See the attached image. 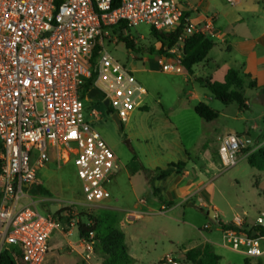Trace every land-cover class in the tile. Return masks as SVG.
I'll use <instances>...</instances> for the list:
<instances>
[{
    "label": "built area",
    "instance_id": "1",
    "mask_svg": "<svg viewBox=\"0 0 264 264\" xmlns=\"http://www.w3.org/2000/svg\"><path fill=\"white\" fill-rule=\"evenodd\" d=\"M186 0H0V256L13 264H45L59 225L33 203L41 186L38 169L52 157L75 159L86 205L111 198L108 185L119 169L107 141L85 121L81 91L92 80L122 124L142 106L146 91L133 71L106 50L114 31L147 24L159 32L182 34L161 60L166 73L182 74L186 42L195 35L220 39L216 17L185 21ZM236 6L245 0H225ZM99 51L94 61L95 53ZM106 106V105H105ZM91 116L100 119L97 111ZM244 141L237 134L221 139L219 155L226 169L239 163ZM223 229L227 247L247 257L264 255V212L255 223L237 215ZM208 225L205 230H210ZM256 232V236L253 233ZM95 234L82 242L86 260L95 257ZM164 264H181L167 255Z\"/></svg>",
    "mask_w": 264,
    "mask_h": 264
},
{
    "label": "rangeland",
    "instance_id": "2",
    "mask_svg": "<svg viewBox=\"0 0 264 264\" xmlns=\"http://www.w3.org/2000/svg\"><path fill=\"white\" fill-rule=\"evenodd\" d=\"M183 7L185 8L184 5ZM190 7L198 11L194 18L217 16V26L222 29H226L236 17L233 6L225 0H190ZM153 30L152 26L141 24L127 28L125 32H114V38L106 48L113 58L133 71L136 81L146 91L142 106L133 112L120 130L113 120L111 109L104 105V96L100 94L96 98L89 97V90L85 86L81 91L85 104V121L111 146L118 164L120 161L126 165L138 161L146 167L167 169L171 163L189 160L187 166L190 169L204 171L208 167L200 159H205L206 152L209 151L208 161L212 167L208 168L207 175L224 195V198L223 195L222 198L218 196L222 209L218 220L232 222L238 214L250 221H256L260 215L258 190L264 179V171L260 170V166H264V120L255 121L260 129L253 135L254 115L249 111H241L239 114L237 104L225 106L197 81L198 76L204 77L202 70L207 65H211V68L221 66L224 71L226 63L232 61L230 55L224 47L217 45L208 59L197 65L198 76L190 83L186 80L187 70L182 74L166 73L158 66L166 58L167 48L163 49L166 54L158 53L162 45L155 39ZM121 37L134 41L138 52L128 49ZM211 40L216 44L220 42V39ZM152 49L156 52H152ZM208 73L211 72H205ZM216 79L220 81L221 78L216 76ZM201 103L219 111V118L206 121L199 117L195 107ZM92 111L100 114L99 120L91 116ZM231 131H236L234 134L243 139L244 145L239 154L238 165L226 169L221 162L219 146L222 137ZM247 135L254 136L252 145L247 143ZM251 157H254V168L249 165ZM37 177L41 186L50 192V196L32 198V201L37 204L41 213L51 214L59 225L50 241V252L45 264H103L99 243L96 245L95 257L86 260L87 249L83 247L84 240L80 237L78 225L80 220L89 222L85 215L98 218L103 224L107 221L110 223L111 212L104 209V204H85L83 184L78 177L75 159L60 162L52 157L45 168L38 169ZM115 194L120 196L121 192L116 191ZM58 212L63 213L55 215ZM188 212V225L183 226L177 221L180 213L170 222L175 242H185L183 248L177 244L165 243L166 246H171V255L177 257L181 264H189L185 259L187 253L181 255V251L201 239L197 227L204 222V217L198 212ZM210 224L213 231H216V222ZM214 238L223 245L218 248L221 264H257L261 260L260 257H247L234 252L224 244L220 234ZM189 241L193 244L188 243ZM161 252V247L156 249L151 254V261L145 264H151Z\"/></svg>",
    "mask_w": 264,
    "mask_h": 264
},
{
    "label": "crops",
    "instance_id": "3",
    "mask_svg": "<svg viewBox=\"0 0 264 264\" xmlns=\"http://www.w3.org/2000/svg\"><path fill=\"white\" fill-rule=\"evenodd\" d=\"M184 6L186 12L190 14L189 17L194 22H204L209 18L202 16L194 18L195 12L198 13V11L196 8L190 7V0H186ZM186 6L189 7L187 8ZM233 12L236 13V17L226 29L217 26L221 33L220 42L217 45L220 44L226 49L232 61L226 63L224 71L221 66L216 65L214 68H211V65L205 66L202 70L204 77L198 76L196 66L193 69V74L187 71L186 80L191 83L198 76V79L210 77L213 81L224 82L231 69L240 70L242 73L250 75L251 79H247L245 83L244 95L247 99L248 111L254 115L252 134L256 135L260 127L255 121L258 119L264 120V0H245L243 3L233 6ZM214 17H216L217 24L218 17ZM160 63L161 61L158 66L161 68ZM208 70L211 73L205 74ZM216 76H220V81L216 79ZM251 80L257 83L254 89L249 88ZM201 87L207 89L203 85ZM195 97L197 98V95ZM238 113H241L240 108ZM231 133H236V131L228 132L224 136ZM245 139L248 144L252 145L254 142V136L252 135H247ZM186 155L188 156L187 152ZM209 156L210 153L207 151L205 159H200L202 163H206L205 166L208 168L212 167L211 162L208 161ZM142 166L149 171L161 169L152 166L146 167L138 161H133L129 165L120 161L119 169L108 185L111 198L100 203L104 204L105 210L118 217V225L126 235L129 255L134 263L145 264V262L151 261V254L161 247L162 252L156 260L153 259L151 262V264H161L167 255L173 254L170 251L171 246H166L165 243L170 245L177 244L178 247L183 248L182 246H184L185 242H175L170 222L175 219L177 213H180L177 221L183 226L188 225L189 223L186 219L188 211H196L204 217V222L197 227L201 239L194 245L183 249L181 255L186 254L190 250L204 249L207 245H211L214 253L220 259L219 264H221L222 258L219 255L218 248L223 245L214 236L220 234L223 238V227L220 223L228 225L231 222L218 220L219 214L222 213L218 203V196L222 198L223 194L218 191L214 181L211 182L209 180L207 175L209 172L208 168L204 171L203 169L196 171L187 166L188 169L186 168L182 173L173 174L167 180L155 181L153 184V181L143 173ZM259 188V214H261L264 212V179ZM116 191H120L121 195H116ZM154 192H160L159 196L166 202H175L176 205L167 207L154 196ZM34 198L37 197L34 196ZM26 203L37 205L32 200H26ZM191 205L196 207H191ZM211 210L216 212V221L210 218ZM207 213H209V217ZM247 220L249 223H255V221H250L248 218ZM210 222H216V231H213V226ZM208 225L211 229L205 230ZM190 242L192 241L188 243ZM260 259L257 264H264V255Z\"/></svg>",
    "mask_w": 264,
    "mask_h": 264
},
{
    "label": "trees",
    "instance_id": "4",
    "mask_svg": "<svg viewBox=\"0 0 264 264\" xmlns=\"http://www.w3.org/2000/svg\"><path fill=\"white\" fill-rule=\"evenodd\" d=\"M190 14L185 12L184 21L189 18ZM119 31L115 29L114 32ZM181 29L176 32H159L153 30V35L155 39L162 45V49L158 51L160 55L165 53L163 51L164 47L172 49L178 43L179 37L181 36ZM121 41L125 42L127 48L135 51V43L126 37H121ZM217 44L211 39L204 36L195 35L191 37L185 45L183 58L179 60L182 66L190 73L193 74V69L197 65L203 63L207 58L209 53L214 49ZM156 52L155 49L151 50ZM166 54V53H165ZM99 51L94 55V61L97 59ZM247 79H251V76L242 73L240 70L231 69L224 82L213 81L212 78H199L198 82L207 88L215 97L216 100L224 104L225 106H230L232 104H237L241 111H248L247 99L244 95V87ZM92 85V80H90L86 87L89 90ZM257 83L254 80L250 81L249 88H256ZM196 114L206 121H214L219 118V111L213 109L207 104L201 103L195 107ZM3 148L0 145V154ZM189 156V155H188ZM187 162L181 161L178 163H172L168 166L166 170L157 169L155 171H149L144 166H142L143 173L151 181H164L171 177L173 174L183 172L187 168ZM249 165L251 167H256L254 163V157L249 159ZM260 170L264 171V166H260ZM1 173V164H0ZM32 195L35 197L50 196V192L43 188L42 186H37L32 188ZM160 192H154V196L160 200L167 207H173L176 205L175 202H166L162 197L159 196ZM71 212L70 210H63V212ZM63 212H58L55 215H60ZM207 216L209 214L207 213ZM89 222L85 223L82 220L79 221V233L83 240H90L91 234H95V240L99 241L98 248L103 256V264H133L134 261L129 255V249L126 242V235L118 225V217L111 213L110 217L112 221L103 224L98 218H93L91 216L85 215ZM71 219V218H69ZM223 229H227L230 226L227 224L220 223ZM258 231L261 235H264V229L259 228ZM185 259L189 264H219V257L214 253L212 246L207 245L204 249H193L187 252ZM0 264H13L10 252L4 251L0 256Z\"/></svg>",
    "mask_w": 264,
    "mask_h": 264
},
{
    "label": "water",
    "instance_id": "5",
    "mask_svg": "<svg viewBox=\"0 0 264 264\" xmlns=\"http://www.w3.org/2000/svg\"><path fill=\"white\" fill-rule=\"evenodd\" d=\"M98 95H99V91H98L97 89H94V90H92V91L90 92V96H91L92 98H96ZM105 105H106L107 108H110V103H109L108 101L105 102ZM113 120L116 122L118 128H119L120 130H122V129H123V124H122V122H121V120L119 119V117H118L117 114H114V115H113ZM191 207H196V206L191 205ZM210 218L216 221V212H215L214 210H211V211H210ZM253 236H256V232L253 233Z\"/></svg>",
    "mask_w": 264,
    "mask_h": 264
}]
</instances>
